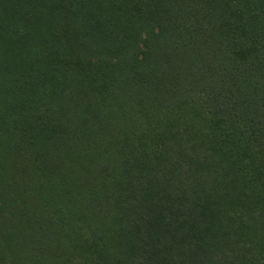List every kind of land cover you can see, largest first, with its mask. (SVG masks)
<instances>
[{
	"label": "trees",
	"instance_id": "obj_1",
	"mask_svg": "<svg viewBox=\"0 0 264 264\" xmlns=\"http://www.w3.org/2000/svg\"><path fill=\"white\" fill-rule=\"evenodd\" d=\"M0 264H264V0H0Z\"/></svg>",
	"mask_w": 264,
	"mask_h": 264
}]
</instances>
